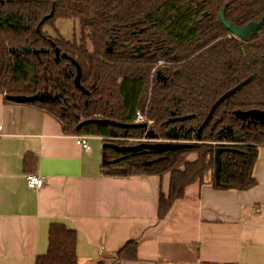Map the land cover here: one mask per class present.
I'll list each match as a JSON object with an SVG mask.
<instances>
[{
	"label": "trees",
	"instance_id": "1",
	"mask_svg": "<svg viewBox=\"0 0 264 264\" xmlns=\"http://www.w3.org/2000/svg\"><path fill=\"white\" fill-rule=\"evenodd\" d=\"M223 10L229 24L251 27L247 38L231 36L220 19ZM59 20L79 23L82 40L48 37L44 27H55ZM56 49L69 59L57 61ZM25 50L44 52L37 56ZM72 61L81 69V86L88 95L75 87ZM154 70L167 81L158 82ZM251 76H256L254 81L221 106L202 133L203 142L216 144L212 151L202 154L195 144L159 159L103 149L106 161L118 159L124 165H103L106 176H171L159 219L184 197L188 186L203 183L215 171L220 148L230 151L220 155L227 165L218 183L214 176V189L248 191L257 185L253 174L264 147V126L241 123L236 113L264 111V0H0V94L58 96L53 103L25 105L52 116L68 135L85 133L105 144L129 145L124 139H141L145 130L78 126L89 120L132 125L140 111L164 135L171 118L194 116L183 124L192 129L183 139L193 141L217 100ZM226 127L234 137L219 141ZM194 153L199 158L187 162ZM151 158L155 161L146 165ZM76 244L74 230L54 224L48 252L36 264H80ZM136 253L137 244L129 242L116 261L134 260Z\"/></svg>",
	"mask_w": 264,
	"mask_h": 264
},
{
	"label": "crops",
	"instance_id": "2",
	"mask_svg": "<svg viewBox=\"0 0 264 264\" xmlns=\"http://www.w3.org/2000/svg\"><path fill=\"white\" fill-rule=\"evenodd\" d=\"M0 127V264H36L54 224L76 232L80 264H264V150L254 188L216 190L209 175L159 219L169 174L106 176L101 138L65 134L52 116L1 94ZM31 174L44 180L41 190L27 188ZM129 242L136 258L117 262Z\"/></svg>",
	"mask_w": 264,
	"mask_h": 264
},
{
	"label": "water",
	"instance_id": "3",
	"mask_svg": "<svg viewBox=\"0 0 264 264\" xmlns=\"http://www.w3.org/2000/svg\"><path fill=\"white\" fill-rule=\"evenodd\" d=\"M225 10L222 11L221 15H220V19L221 22L223 24V26L233 35L236 36L240 39H245L249 32L251 31V27L248 28H242L239 29L237 27H234L233 25L229 24L226 20H225V16H224ZM258 28V26L254 27V30H256ZM27 51L28 54L33 53L34 55H40L41 53H43V50H25ZM108 52H112V49L110 48L108 50ZM55 55H56V60H60V58H64V59H69L66 55H62L59 49L55 50ZM72 64L77 68V76L75 78L74 84L77 90H79L83 95H88V91H86L82 86H81V76H82V72L81 69L79 67V65L72 61ZM256 76H251L250 78L246 79L245 81H243L242 83H240L239 85H237L236 87H234L233 89L229 90L228 92H226L222 97H220L217 102L212 106L206 120L204 121V123L202 124V126L199 128L197 134H196V139L198 142L202 141V133L204 132V130L206 128H208V126L211 124V122L213 121V118L215 116V113L217 112V110L223 106L225 103H227L228 101H230L235 95H237L239 92H241L244 88H246L247 86H249L255 79ZM158 80L160 82H166L167 78H165L164 76H161L159 74V78ZM7 101L12 102V103H16V104H34V103H53L55 101H57L59 99L58 96H52L50 94H37L35 96H6L5 97ZM194 116H187V117H181V118H174L171 119L167 125L170 124H176V123H185L187 121L193 120ZM236 119L241 121V122H247L250 121V123L253 124H257L260 126L264 125V111H250V112H237L236 113ZM96 124H102V125H107L112 127L113 129H147V125L145 124H139V125H127V124H121L115 121H108V120H89L86 122H83L82 124H80L78 126V130L82 129L84 126L86 125H96ZM189 132L192 131L188 130ZM114 132V131H113ZM233 129L231 127H227L224 130L222 129L220 131V136H219V141L222 140H227L228 136H233ZM223 135V136H222ZM117 134H113V137L116 139L117 138ZM172 136V142L170 143H141L138 145H125V146H119L117 144L114 143H106L103 145V149L108 148V149H112L114 151H116L117 153L120 154H132V155H138V154H147V153H152L154 152L157 155H163L169 151H177L180 149H186L189 147H193V144H190L187 141H180V136L178 134V129L177 128H173L172 130H170L167 133V137L171 138ZM147 137L150 139H157L159 136L154 134L153 132L149 131L147 133ZM224 151H230L229 149H225V148H220L218 150H216V154H215V162H216V169L214 172V176H215V181L218 183L220 180V176L221 173L224 169V167H226V163H223V161L221 160V153ZM103 157V165H117L118 163H120L121 160H115V161H106L105 159V154L102 155ZM153 162L150 161L148 163H146V165H151Z\"/></svg>",
	"mask_w": 264,
	"mask_h": 264
},
{
	"label": "rangeland",
	"instance_id": "4",
	"mask_svg": "<svg viewBox=\"0 0 264 264\" xmlns=\"http://www.w3.org/2000/svg\"><path fill=\"white\" fill-rule=\"evenodd\" d=\"M44 30H45V33L47 34L48 37H52V38H60V37H62L64 40L70 41L72 43L73 42L79 43L82 40L81 29H80L79 23H76L74 21L59 20V21H57L55 27L45 26ZM89 48H91V45H89ZM64 108L67 109V107H64ZM189 128H193V126H190ZM194 138H195V136H193L192 139H194ZM92 141H96V140L92 139ZM189 143L193 144V145L196 144L197 146H201V153L202 154H205V152H204L205 150H208V151L214 150L215 146H216L215 143H211V142H208V143L207 142H203V141L198 142L196 138H195V140L190 141ZM98 144H100L99 157H100L101 162H103L102 161V154H103L104 142L103 141H99V142L96 141V145H98ZM204 144H207V145H204ZM261 150H264V147H262L260 149V151ZM194 155L196 156V159L199 158V153H194ZM148 161H152V160L150 159V160H147V162ZM187 162H188V159H187ZM114 166H116V165H114ZM116 167L124 168V165H117ZM214 172L215 171H213V172H211L209 174L210 175L209 176V180L211 182L214 180ZM211 174H212V176H211Z\"/></svg>",
	"mask_w": 264,
	"mask_h": 264
},
{
	"label": "built area",
	"instance_id": "5",
	"mask_svg": "<svg viewBox=\"0 0 264 264\" xmlns=\"http://www.w3.org/2000/svg\"><path fill=\"white\" fill-rule=\"evenodd\" d=\"M135 123L136 124H145L147 125V129L145 130V134L141 139H124V142L129 143V145H138L141 143H166L167 141L159 139V140H153L147 137V133L149 132V130L154 126V122L150 119H148L142 112L138 111L136 113V119H135ZM153 125V126H152ZM0 131H2V127H0ZM1 138L2 135H0V142H1ZM112 140H116V139H112ZM122 140V139H119ZM172 142V141H170ZM76 144L78 146H80L81 148H83L85 151H90V146L88 144V142L86 141L85 138H79L76 141ZM226 144V143H225ZM26 184H27V188L31 191H39L43 188L44 186V180L36 174H31L28 175L26 177Z\"/></svg>",
	"mask_w": 264,
	"mask_h": 264
},
{
	"label": "flooded vegetation",
	"instance_id": "6",
	"mask_svg": "<svg viewBox=\"0 0 264 264\" xmlns=\"http://www.w3.org/2000/svg\"><path fill=\"white\" fill-rule=\"evenodd\" d=\"M223 25V24H222ZM232 25V24H231ZM226 29V28H225ZM227 30V29H226ZM228 31V30H227ZM229 32V31H228ZM230 33V32H229ZM231 34V33H230ZM249 34H250V32H249ZM248 34V35H249ZM231 36H233L232 34H231ZM233 37H236V36H233ZM236 38H238V37H236ZM247 38V37H246ZM240 39V38H239ZM159 74L161 75V76H163L161 73H158L157 74V72H156V70H154L153 71V75L157 78V81L158 82H160L159 80H158V78H159ZM166 78V77H165ZM164 83V82H163ZM229 102V101H228ZM226 104V103H225ZM174 118H180V117H173V118H171V119H174ZM170 119V120H171ZM169 120V121H170ZM239 121V120H238ZM241 122V121H240ZM241 123H248V124H251L250 123V121H247V122H241ZM82 124V123H81ZM184 123H176V124H170V125H166V126H168V129L165 131V135L162 133V132H160V131H156V129H154V126L149 130V131H151V132H153L154 134H156V135H158L159 137L156 139V140H159V139H162V140H165V141H167L166 143H170V141H172V136H171V138H168L167 137V133L170 131V130H172L173 128H177L178 129V134H179V136H180V141H185L183 138H186L187 137V131H188V128L187 127H185V125H183ZM134 125H139V124H136L135 122H134ZM154 125V124H153ZM264 126V125H263ZM227 128V127H226ZM225 128H223V130H224ZM223 136V135H222ZM233 138L234 137V133H233V136H228L227 137V139H229V138ZM187 142H190V141H187ZM153 144H156V143H153ZM139 155V154H138ZM143 155H146L148 158H150V157H159V159L161 158V155H157V154H155L154 152H152V153H147V154H143ZM122 158L124 157V156H121ZM121 157H120V159H121ZM116 160H118V159H116ZM151 160L152 161H155L153 158H151ZM150 162V161H149ZM120 163H118L117 165H119ZM116 165V166H117ZM116 168H118V167H116Z\"/></svg>",
	"mask_w": 264,
	"mask_h": 264
}]
</instances>
